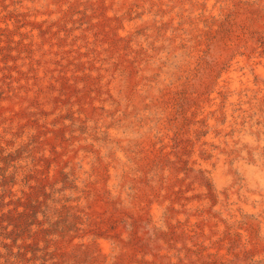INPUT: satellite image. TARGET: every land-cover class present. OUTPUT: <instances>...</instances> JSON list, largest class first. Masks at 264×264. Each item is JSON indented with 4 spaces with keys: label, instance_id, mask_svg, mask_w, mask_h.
<instances>
[{
    "label": "rangeland",
    "instance_id": "374dc122",
    "mask_svg": "<svg viewBox=\"0 0 264 264\" xmlns=\"http://www.w3.org/2000/svg\"><path fill=\"white\" fill-rule=\"evenodd\" d=\"M213 1L221 14L193 39L191 20L153 13L160 0H0V264H264V212L238 199L253 191L242 165L264 163V106L239 132L218 117L238 94L233 57L264 53V0Z\"/></svg>",
    "mask_w": 264,
    "mask_h": 264
},
{
    "label": "bare ground",
    "instance_id": "6f19581e",
    "mask_svg": "<svg viewBox=\"0 0 264 264\" xmlns=\"http://www.w3.org/2000/svg\"><path fill=\"white\" fill-rule=\"evenodd\" d=\"M150 1V0H149ZM174 0H160V2L159 3H157L158 4V7H160V8H156V9H153V13H155V14H158L160 17H162V18H164L165 19V21H166V23L167 24H172V25H175V26H178V23L180 22V18H184V19H189V20H191L192 22H193V24H194V26H193V30H194V36H192L193 37V39L196 37V36H199V34H201L202 33V29L206 26V27H208L207 25H205V24H211L212 23V21H213V18H217L220 14H221V12H220V10H221V8H222V5L223 4H218V6L215 4V2L213 1V0H188V1H185V5H184V10L182 11V12H179V11H176V10H174L173 8H170V7H168V6H172V2H173ZM220 1V0H219ZM251 1V0H250ZM252 1H254V0H252ZM153 2V1H152ZM225 2V1H224ZM145 4V3H144ZM183 4V3H182ZM127 6V5H126ZM148 6V5H147ZM150 6H153V5H151L150 4ZM181 8V7H180ZM115 10H120L117 6H115ZM155 10H158L157 12H155ZM152 12V11H151ZM129 13V12H128ZM209 14V16L207 17V15ZM126 16V15H125ZM151 17L152 16H145L144 17V22L145 23H147V22H149V20L151 19ZM161 18V19H162ZM128 20V19H127ZM158 20V19H157ZM132 22V21H131ZM151 22V21H150ZM185 22V21H184ZM264 23V22H263ZM130 24V23H129ZM163 26V25H162ZM171 26V25H170ZM189 27L191 26V25H188ZM142 27V26H141ZM150 27V26H149ZM167 27V26H166ZM192 27V26H191ZM209 27H211V26H209ZM125 28V27H124ZM172 28V27H171ZM184 28V27H183ZM182 28V29H183ZM127 29H129V27L127 28ZM165 29V28H164ZM177 29H180V27H177ZM166 30V29H165ZM187 30V29H186ZM204 30V29H203ZM162 31V30H161ZM128 32H129V30H128ZM147 32V31H146ZM160 32V31H159ZM137 33V32H136ZM161 33V32H160ZM167 33V32H166ZM176 33V32H175ZM209 33V32H208ZM147 34V33H146ZM152 34H154V33H152ZM163 34H164V32H163ZM174 34V33H173ZM151 35V34H150ZM156 35V34H155ZM176 35V34H175ZM186 35V34H185ZM190 35H192V33H190ZM131 36V35H130ZM138 36V35H137ZM136 36V37H137ZM157 36H158V34H157ZM164 36V35H163ZM169 36V35H168ZM167 36V37H168ZM132 37V36H131ZM189 36H187V38H188ZM209 37V36H208ZM134 38V37H133ZM151 38H152V36H151ZM187 38H185V37H183V39H182V45H183V47H190L189 45H188V39ZM201 38H203V37H201ZM167 39V38H166ZM177 39V38H176ZM195 39H197V38H195ZM208 39V38H207ZM206 39V40H207ZM209 40V39H208ZM136 41V40H135ZM170 41V40H169ZM195 41V40H194ZM193 41V42H194ZM201 41V40H200ZM211 41V40H210ZM209 41V42H210ZM165 42H167V41H165ZM198 42V41H197ZM206 42V41H205ZM208 42V41H207ZM150 43H152V42H150ZM155 43V42H154ZM159 43H161V41L159 42ZM173 43H175V42H173ZM200 43V42H199ZM263 43V42H262ZM134 45V44H133ZM132 45V46H133ZM142 45V44H141ZM150 45V44H149ZM167 45V44H166ZM195 45H196V43H195ZM198 45V44H197ZM196 45V46H197ZM208 45V44H207ZM155 46H157V45H155ZM178 46V45H177ZM217 47H219V45L217 44L216 45ZM142 47V46H141ZM151 47V46H150ZM198 47V46H197ZM212 47V46H211ZM136 48H138V47H136ZM196 48V47H195ZM149 49V48H148ZM147 49V50H148ZM159 49H161L160 47H159ZM205 49V48H204ZM138 50V49H137ZM140 50V49H139ZM139 50H138V52H139ZM184 50V49H183ZM195 50V49H194ZM193 49L191 50V51H189V52H187V51H185V55H186V61H193V58L196 56V55H199L200 53L198 52V51H194ZM210 50V49H209ZM162 51V50H161ZM199 51H201L202 52V50H199ZM237 51H239V50H237ZM135 52H136V50H135ZM149 52V51H148ZM152 52V51H151ZM165 52V51H164ZM206 52V51H205ZM142 53V52H141ZM158 53V52H157ZM170 53V52H169ZM208 53H209V51H208ZM234 53V52H233ZM258 53V52H257ZM148 54V53H147ZM150 54H152V53H150ZM149 54V55H150ZM207 54V53H206ZM255 53H253V54H250V55H248L247 57L245 56L244 57V59L243 58H241V57H243L242 55H240L239 53H237V55L235 56V57H233L234 59L233 60H235L234 62H233V60L231 61V62H233L232 64H233V67L235 68H233L232 70H231V73H235L236 72V74L234 75V80H233V83H232V85L234 86V88H235V91H237V93L238 94H234V95H232L230 98H229V100H228V103H227V106H226V108L225 109H223V110H221L219 113H218V117L221 119V117H222V119H223V121L225 120V124H224V127L222 128L223 130H225V131H227L228 133L229 132H231V131H236V132H239L240 131V129H241V120H239V118L242 116V115H245V113H248V112H252V111H254V110H256V109H259L260 110V108L261 107H263L264 106V53H260L259 55H254ZM155 55V54H154ZM171 55V54H170ZM234 55V54H233ZM173 56V55H172ZM153 57V56H152ZM166 57V56H165ZM174 57V56H173ZM204 57V56H203ZM145 58V57H144ZM151 58V57H150ZM149 58V59H150ZM170 58V57H169ZM196 58V57H195ZM241 58V59H240ZM197 59V58H196ZM202 59V58H201ZM249 59H251V60H249ZM144 60V59H143ZM231 60V59H230ZM242 60L243 61H245L246 60V64H247V66L248 67H246V70L244 69V71H242V72H240V67L239 68H237L236 67V62L237 61H241L242 62ZM145 61V60H144ZM196 62V61H195ZM146 63V62H145ZM151 63V62H150ZM159 63V62H158ZM179 63H181V62H179ZM189 63V62H188ZM185 64V63H184ZM190 64V63H189ZM185 66V65H184ZM238 66V65H237ZM187 67V66H186ZM243 67V66H242ZM174 68V67H173ZM193 68V67H192ZM124 69V68H123ZM122 69V70H123ZM139 69V68H138ZM194 69V68H193ZM114 70H116V69H114ZM187 70V69H186ZM195 71V70H194ZM230 71V70H229ZM105 72V71H104ZM103 72V73H104ZM148 73V72H147ZM175 73V72H174ZM143 74V73H142ZM152 74V73H151ZM150 74V75H151ZM191 74V73H190ZM222 74V73H221ZM224 74V73H223ZM142 76V75H141ZM228 77V76H227ZM231 77V76H230ZM150 79V78H149ZM230 79V78H229ZM227 81H229V80H227ZM224 82H225V80H224ZM232 82V81H231ZM217 83V82H216ZM216 85V84H215ZM150 86V85H149ZM155 87V86H154ZM157 88V87H156ZM233 88V89H234ZM244 90H248L249 91V94H240V92H242V91H244ZM230 93V92H229ZM163 95V94H162ZM169 95V94H168ZM184 95V94H183ZM226 95H227V93H226ZM132 96V95H131ZM154 96V95H153ZM187 97V96H186ZM214 97V96H213ZM163 98V97H162ZM169 98V97H168ZM167 98V99H168ZM176 98V97H175ZM208 98V97H207ZM209 98H211V97H209ZM174 99V98H173ZM213 99V98H212ZM131 100V99H130ZM194 100H195V98H194ZM193 100V101H194ZM210 100V99H209ZM222 100V99H221ZM202 101V100H201ZM172 102V101H171ZM189 102V101H188ZM203 102V101H202ZM223 102V101H222ZM145 103V102H144ZM148 103V102H147ZM190 103H192V102H190ZM216 103V102H215ZM149 104V103H148ZM176 104V103H175ZM201 104V103H200ZM226 104V103H225ZM225 104H224V106H225ZM114 105V104H113ZM160 105V104H159ZM174 105V104H173ZM194 105V104H193ZM207 105V104H206ZM209 105H211V104H209ZM105 106V105H104ZM108 106H110V105H108ZM134 106V105H133ZM175 106V105H174ZM222 106V105H221ZM223 106V107H224ZM107 107V106H106ZM179 107V106H178ZM181 107V106H180ZM179 107V108H180ZM201 107V106H200ZM219 107V106H218ZM161 108V107H160ZM208 108V107H207ZM182 109V108H181ZM184 109V108H183ZM109 110V109H108ZM156 110V109H155ZM168 110V109H167ZM211 110V109H210ZM111 111V110H110ZM148 111V110H147ZM164 111V110H163ZM171 111V110H170ZM215 111V110H214ZM217 111H219V110H217ZM261 111V110H260ZM259 111V112H260ZM122 113V112H121ZM120 113V114H121ZM145 113V112H144ZM157 113V112H156ZM162 113V112H161ZM185 113V112H184ZM264 113V112H263ZM82 114V113H81ZM111 114V113H110ZM130 114V113H129ZM137 114V113H136ZM140 114V113H139ZM169 114V113H168ZM178 114V113H177ZM203 114V113H202ZM213 114V113H212ZM215 114V113H214ZM114 115V114H113ZM119 115V114H118ZM145 115V114H144ZM253 115V114H252ZM259 115V114H258ZM82 116V115H81ZM120 116V115H119ZM136 116V115H135ZM134 116V117H135ZM146 116H148V115H146ZM194 116V115H193ZM207 116V115H206ZM76 117V116H75ZM90 117V116H89ZM113 117V116H112ZM160 117V116H159ZM197 117V116H196ZM205 117V116H204ZM247 117V116H246ZM77 118V117H76ZM81 118V117H80ZM108 118V117H107ZM144 118V117H143ZM152 118V117H151ZM192 118H194V117H192ZM207 118V117H206ZM213 118V117H212ZM157 119V118H156ZM168 119H170V118H168ZM181 119H183V118H181ZM186 119H188V118H186ZM211 119V118H210ZM209 119V120H210ZM217 119V118H216ZM104 120V119H103ZM120 120V119H119ZM146 120H148V119H146ZM172 121V120H171ZM175 121H176V119H175ZM184 121V120H183ZM220 121V120H219ZM264 121V120H263ZM80 122H82V121H80ZM119 122V121H118ZM198 122V121H197ZM84 123V122H83ZM89 123V122H88ZM126 123V122H125ZM133 123V122H132ZM140 123V122H139ZM183 123V122H182ZM181 123V124H182ZM202 123V122H201ZM216 123V122H215ZM247 123V122H246ZM250 123V122H249ZM82 124V123H81ZM116 124V123H115ZM180 124V123H179ZM188 124H190V122L188 123ZM255 124H256V122H255ZM106 125V124H105ZM195 125V124H194ZM200 125V124H199ZM204 125V124H203ZM211 125L213 126L214 125V122H212L211 123ZM245 125V124H244ZM253 125V124H252ZM251 125V126H252ZM101 126V125H100ZM114 126V125H113ZM121 126V125H120ZM131 126V125H130ZM144 126V125H143ZM175 126V125H174ZM182 126V125H181ZM185 126V125H184ZM191 126V125H190ZM116 127V126H115ZM139 127V126H138ZM137 127V128H138ZM167 127V126H166ZM119 128V127H118ZM156 128V127H155ZM208 128V127H207ZM216 128V127H215ZM257 128V127H256ZM96 129V128H95ZM105 129V128H104ZM134 129V128H133ZM181 129V128H180ZM189 129V128H188ZM244 129V128H243ZM242 129V130H243ZM247 129V128H246ZM249 129V128H248ZM106 130V129H105ZM128 130V129H127ZM175 130V129H174ZM252 130V129H251ZM91 131H93V129L91 130ZM96 131V130H95ZM214 131V130H213ZM119 132V131H118ZM182 132V131H181ZM185 132V131H184ZM189 132V131H188ZM197 132V131H196ZM204 132V131H203ZM208 132V131H207ZM243 132H244V130H243ZM246 132V131H245ZM253 132V131H252ZM97 133H98V131H97ZM140 133V132H139ZM195 133V132H194ZM215 133V132H214ZM214 133H212V135L211 136H213L214 135ZM248 133V132H247ZM246 133V134H247ZM87 134V133H86ZM91 134V133H90ZM114 134V133H113ZM179 134V133H178ZM192 134V133H191ZM250 134V133H249ZM92 135V134H91ZM162 135V134H161ZM173 135H175V134H173ZM172 135V136H173ZM180 135V134H179ZM182 135V134H181ZM244 135V134H243ZM75 136V135H74ZM90 136V135H89ZM96 136V135H95ZM131 136V135H130ZM177 136V135H176ZM201 136V135H200ZM227 136V135H226ZM232 136V135H231ZM236 136V135H235ZM78 137V136H77ZM76 137V138H77ZM106 137V136H105ZM146 137V136H145ZM207 137V136H206ZM223 137V136H222ZM229 137V136H228ZM240 137V136H239ZM79 138V137H78ZM84 138V137H83ZM97 138V137H96ZM142 138V137H141ZM179 138V137H178ZM200 138V137H199ZM220 138V137H219ZM259 138V137H258ZM119 139V138H118ZM188 139V138H187ZM225 139V138H224ZM230 139V138H229ZM234 139V138H233ZM239 139V138H238ZM117 140V139H116ZM134 140V139H133ZM190 140V139H189ZM244 140H247V141H249V139L246 137L245 139H243V141ZM77 141V140H76ZM104 141V140H103ZM108 141V140H107ZM202 141V140H201ZM205 141V140H204ZM217 141V140H216ZM215 141V142H216ZM242 141V140H241ZM84 142V141H83ZM194 142V141H193ZM196 142V141H195ZM209 142H211V141H209ZM214 142V141H213ZM218 142V141H217ZM222 142V141H221ZM262 142V141H261ZM73 143V142H72ZM79 143H80V141H79ZM119 143V142H118ZM132 143V142H131ZM202 143V142H201ZM205 143V142H204ZM230 143V142H229ZM229 143H228V145H229ZM232 143V142H231ZM90 144V143H89ZM102 144V143H101ZM110 144V143H109ZM153 144V143H152ZM170 144V143H169ZM193 144V143H192ZM184 145V144H183ZM220 145V144H219ZM218 145V146H219ZM225 145V144H224ZM244 145V144H243ZM263 145V144H262ZM111 146V145H110ZM132 146V145H131ZM188 146V145H187ZM236 146H238V145H236ZM241 146V145H240ZM98 147V146H97ZM116 147V146H115ZM126 147V146H125ZM129 147V146H128ZM158 147V146H157ZM196 147V146H195ZM206 147V146H205ZM91 148V147H90ZM106 148V147H105ZM121 148V147H120ZM204 148V147H203ZM227 148V147H226ZM231 148V147H230ZM80 149V148H79ZM92 149V148H91ZM133 149V148H132ZM170 149V148H169ZM180 149V148H179ZM208 149V148H207ZM231 149H233V148H231ZM246 149V148H245ZM244 149V150H245ZM165 150V149H164ZM195 150H200L198 147L197 148H195ZM210 150H211V148H210ZM230 150V149H229ZM238 150H240V149H238ZM79 151V150H78ZM109 151V150H108ZM130 151V150H129ZM182 151V150H181ZM186 151V150H185ZM207 151V150H206ZM220 151V150H219ZM246 151V150H245ZM68 152H70V151H68ZM82 152V151H81ZM173 152V151H172ZM247 152V151H246ZM89 153V152H88ZM105 153V152H104ZM169 153V152H168ZM194 153V152H193ZM208 153H210V152H208ZM213 153V152H212ZM234 153V152H233ZM71 154V153H70ZM77 154V153H76ZM75 154V155H76ZM110 154H111V152H110ZM145 154V153H144ZM189 154V153H188ZM197 154V153H196ZM228 154V153H227ZM236 154V153H235ZM249 154V153H248ZM74 155V156H75ZM78 155V154H77ZM84 155V154H83ZM89 155V154H88ZM152 155V154H151ZM183 155V154H182ZM185 155V154H184ZM212 155V154H211ZM241 155V154H240ZM261 155V154H260ZM65 156V155H64ZM86 156V155H85ZM141 156V155H140ZM139 156V157H140ZM144 156V155H143ZM158 156V155H157ZM186 156V155H185ZM209 156V155H208ZM207 156V157H208ZM224 156V155H223ZM229 156V155H228ZM94 157V156H93ZM107 157V156H106ZM138 157V156H137ZM136 157V158H137ZM187 157V156H186ZM198 157V156H197ZM206 157V158H207ZM211 157V156H210ZM226 157V156H225ZM252 157V156H251ZM257 157V156H256ZM70 158H71V156H70ZM90 158H91V156H90ZM104 158V157H103ZM114 158V157H113ZM141 158V157H140ZM231 158V157H230ZM229 158V159H230ZM239 158V157H238ZM249 158H250V156H249ZM262 158V157H261ZM181 159H183V157L181 158ZM192 159H194V158H192ZM214 159V158H213ZM220 159V158H219ZM253 159V158H252ZM91 160V159H90ZM179 160V159H178ZM184 160V159H183ZM225 160V159H224ZM72 161V160H71ZM117 161H118V159H117ZM153 161V160H152ZM165 161V160H164ZM171 161V160H170ZM187 161V160H186ZM211 161V160H210ZM223 161V160H222ZM234 161V160H233ZM137 162V161H136ZM157 162H159V161H157ZM169 162V161H168ZM257 162V161H256ZM107 163V162H106ZM116 163V162H115ZM119 163V162H118ZM117 163V164H118ZM175 163V162H174ZM177 163V162H176ZM182 163V162H181ZM202 163V162H201ZM104 164V163H103ZM140 164V163H139ZM160 164V163H159ZM173 164V163H172ZM229 164V163H228ZM234 164H236V163H234ZM253 164V163H252ZM257 164V163H256ZM263 162L262 163H258L256 166H254V168L253 167H248V166H246L245 164L244 165H242V172H244L245 174H246V176H247V183L249 184V186L253 189V191L251 192V193H246V192H244L245 193V195L243 196V193H242V195H241V193H240V195H241V197L239 196L238 197V199L239 200H241L242 202L243 201H247V200H249L248 202H250L252 205L254 204V206H256V208H253V206L251 205V204H249V203H246V204H244V208H245V210H247L249 213L251 212V214H258L259 215V213L261 214V212L263 213L264 212V172H263V170L262 169H260V170H258V168H263ZM100 165V164H99ZM177 165V164H176ZM183 165H184V163H183ZM202 165H204V163H202ZM208 165V164H207ZM238 165V164H237ZM113 166V165H112ZM146 166V165H145ZM188 166V165H187ZM206 166V165H205ZM204 166V167H205ZM233 166H235V165H233ZM239 166H241L240 164H239ZM252 166V165H251ZM99 167V166H98ZM150 167V166H149ZM194 167V166H193ZM204 167H202V168H204ZM218 167H220V166H218ZM82 168V167H81ZM104 168V167H103ZM120 168V167H119ZM166 168V167H165ZM196 168V167H195ZM228 168V167H227ZM237 168V167H236ZM72 169V168H71ZM96 169V168H95ZM108 169H109V167H108ZM111 169V168H110ZM128 169V168H127ZM149 169V168H148ZM155 169V168H154ZM157 169V168H156ZM163 169V168H162ZM182 169V168H181ZM184 169V168H183ZM219 169V168H218ZM104 170V169H103ZM133 170V169H132ZM196 170V169H195ZM208 170V169H207ZM223 170V169H222ZM240 170V169H239ZM80 171V170H79ZM173 171V170H172ZM216 171V170H215ZM218 171V170H217ZM230 171V170H229ZM234 171V170H233ZM96 172V171H95ZM94 172V173H95ZM100 172V171H99ZM108 172V171H107ZM156 172V171H155ZM179 172V171H178ZM241 172V171H240ZM241 172V173H242ZM90 173V172H89ZM88 173V174H89ZM184 173V172H183ZM191 173V172H190ZM196 173V172H195ZM216 173V172H215ZM101 174H102V176L103 177H100V179H102V180H104L105 178H106V176H105V173H103V171L101 172ZM123 174H124V172H123ZM132 174V173H131ZM207 174V173H206ZM225 174H228V172L227 173H225ZM235 174V173H234ZM243 174V173H242ZM111 175V174H110ZM184 175H187L186 173L184 174ZM208 175H210V174H208ZM76 176V175H75ZM99 176V175H98ZM200 176V175H199ZM214 176V175H213ZM218 177H217V181H218V183L220 182V184H221V182H223V178L222 177H220L219 175H217ZM74 177V176H73ZM88 177V176H87ZM165 177V176H164ZM192 177V176H191ZM209 177V176H208ZM235 177V176H234ZM234 177H232V178H234ZM99 178V177H98ZM176 179H178L177 177H175ZM215 178V177H214ZM231 178V179H232ZM241 178V177H240ZM97 179V178H96ZM123 179V178H122ZM152 179V178H151ZM188 179V178H187ZM225 179V178H224ZM109 180V179H108ZM107 180V181H108ZM91 181H92V179H91ZM122 181V180H121ZM169 181V180H168ZM183 181V180H182ZM189 181V180H188ZM229 181V180H228ZM231 181V180H230ZM85 182V181H84ZM187 182V181H186ZM209 182V181H208ZM225 182V181H224ZM238 182H239V179H238ZM89 183V182H88ZM91 183V182H90ZM93 183V182H92ZM109 187H113V180L111 179V180H109ZM157 183V182H156ZM181 183V182H180ZM205 183V182H204ZM87 184V183H86ZM103 184V183H102ZM166 184V183H165ZM186 184V183H185ZM188 184V183H187ZM235 184V183H234ZM233 184V185H234ZM104 185V184H103ZM131 185V184H130ZM157 185V184H156ZM203 185V184H202ZM210 185V184H209ZM232 185V186H233ZM246 185V184H245ZM167 186V185H166ZM231 186V187H232ZM235 186H237V185H235ZM86 187V186H85ZM133 187V186H132ZM164 187V186H163ZM78 188V187H77ZM82 188H83V186H82ZM93 188L94 189H97L98 188V186L97 185H94L93 186ZM108 188V187H107ZM111 188H109V189H111ZM159 188V187H158ZM178 188V187H177ZM208 188V187H207ZM206 188V189H207ZM219 188V187H218ZM67 189V188H66ZM81 189V188H80ZM93 189V190H94ZM100 189V188H99ZM102 189H104L103 187H102ZM113 189V188H112ZM182 189V188H181ZM185 189V188H184ZM200 189V188H199ZM77 190V189H76ZM79 190V189H78ZM82 190V189H81ZM89 190V189H88ZM149 190V189H148ZM215 190V189H214ZM242 190V189H241ZM69 191V190H68ZM97 191V190H96ZM182 191H183V189H182ZM195 191V190H194ZM201 191V190H200ZM217 192H218V190H216ZM228 191V190H227ZM73 192V191H72ZM104 192V191H103ZM122 192V191H121ZM130 192V191H129ZM155 192H157V191H155ZM174 192V191H173ZM186 192V191H185ZM210 192V191H209ZM242 192H243V190H242ZM186 193H188V192H186ZM194 193V192H193ZM198 193V192H197ZM201 193V192H200ZM199 193V194H200ZM204 193V192H203ZM142 194V193H141ZM185 194V193H184ZM64 195V194H63ZM121 195V194H120ZM126 195V194H125ZM218 195H219V192H218ZM223 195V194H222ZM118 196V195H117ZM127 196H129V195H127ZM144 196V195H143ZM203 196V195H202ZM226 196V195H225ZM233 196V195H232ZM236 196V195H235ZM136 197V196H135ZM175 197V196H174ZM188 197V196H187ZM204 197V196H203ZM121 198V197H120ZM124 198V197H123ZM165 198H166V196H165ZM164 198V199H165ZM186 198V197H185ZM202 198V197H201ZM81 199V198H80ZM97 199V198H96ZM145 199V198H144ZM182 199V198H181ZM229 199V198H228ZM231 199V198H230ZM83 200V199H82ZM213 200H214V198H213ZM219 200V199H218ZM67 201V200H66ZM108 201V200H107ZM144 201V200H143ZM190 201V200H189ZM200 201H202V200H200ZM216 201V200H215ZM234 201V200H233ZM59 202V201H58ZM122 202V201H121ZM124 202V201H123ZM175 202V201H174ZM203 202V201H202ZM210 202V201H209ZM217 202V201H216ZM228 202V201H227ZM239 202V201H238ZM256 202H258L259 203V205L256 203ZM134 203V202H133ZM136 203V202H135ZM222 203V202H221ZM75 204V203H74ZM90 204V203H89ZM132 204V203H131ZM137 204V203H136ZM156 204V203H155ZM187 204V203H186ZM232 204V203H231ZM76 205V204H75ZM78 205V204H77ZM83 205V204H82ZM123 205V204H122ZM127 205V204H126ZM199 205H201V203L199 204ZM211 205V204H210ZM214 205H215V203H214ZM219 205V204H218ZM68 206V205H67ZM81 206V205H80ZM114 206V205H113ZM116 206V205H115ZM155 206V205H154ZM165 206H167V205H165ZM185 206V205H184ZM238 206V205H237ZM87 207V206H86ZM89 207V206H88ZM133 207V206H132ZM140 207V206H139ZM187 207V206H186ZM218 207V206H217ZM231 207V206H230ZM77 208V207H76ZM166 208V207H165ZM171 208H172V206H171ZM180 208V207H179ZM200 208V207H199ZM212 208V207H211ZM229 208V207H228ZM79 209V208H78ZM117 209V208H116ZM127 209V208H126ZM130 209V208H129ZM139 209V208H138ZM187 210V209H186ZM212 210V209H211ZM263 210V211H262ZM92 211V213L94 214V213H96V211H97V209H93V210H91ZM118 211H120V210H118ZM123 211V210H122ZM131 211V210H130ZM143 211H144V209H143ZM162 211V210H161ZM200 211V210H199ZM208 211V210H207ZM220 211V210H219ZM88 212V211H87ZM132 212V211H131ZM138 212V211H137ZM141 212V211H140ZM150 212V211H149ZM164 212V211H163ZM204 212V211H203ZM236 212V211H235ZM120 213V212H119ZM128 213V212H127ZM147 213V212H146ZM223 213V212H222ZM123 214V213H122ZM195 214V213H194ZM243 214V213H242ZM140 215V214H139ZM146 215V214H145ZM147 215H149V214H147ZM193 215V214H192ZM212 215V214H211ZM235 215H237V214H235ZM198 216V215H197ZM217 216V215H216ZM220 216V215H219ZM251 216V215H250ZM264 216V215H263ZM76 217V216H75ZM101 217V216H100ZM129 217V216H128ZM132 217V216H131ZM211 217V216H210ZM229 217V216H228ZM233 217V216H232ZM91 218V217H90ZM156 218V217H155ZM178 218V217H177ZM199 218H201V217H199ZM215 218V217H214ZM92 219H94V217L92 218ZM152 219V218H151ZM208 219V218H207ZM255 219H257V218H255ZM135 220V219H134ZM211 221H212V219H210ZM228 220V219H227ZM194 221V220H193ZM136 222V221H135ZM142 222V221H141ZM148 222V221H147ZM209 222V221H208ZM227 222V221H226ZM229 222V221H228ZM235 222V221H234ZM250 222V221H249ZM257 222V221H256ZM261 222V221H260ZM238 223V222H237ZM201 224V223H200ZM204 224V223H203ZM221 224V223H220ZM223 224V223H222ZM251 224V223H250ZM163 225V224H162ZM168 225V224H167ZM91 226V225H90ZM190 226V225H189ZM214 226V225H213ZM222 226V225H221ZM160 227V226H159ZM242 227V226H241ZM256 227V226H255ZM262 227L264 228V221L262 222ZM133 228V227H132ZM169 228V227H168ZM219 228V227H218ZM74 229H75V227H74ZM89 229V228H88ZM173 229V228H172ZM190 229V228H189ZM192 229V228H191ZM227 229V228H226ZM241 229V228H240ZM259 229V228H258ZM91 230V229H90ZM89 230V231H90ZM231 230V229H230ZM257 230V229H256ZM88 231V230H87ZM188 231V230H187ZM186 231V232H187ZM223 232H224V230H222ZM229 231V230H228ZM253 231V230H252ZM82 232V231H81ZM85 232V231H84ZM184 232V231H183ZM195 232V231H194ZM207 232V231H206ZM117 233V232H116ZM177 233V232H176ZM243 233V232H242ZM79 234V233H78ZM85 233H83V235H84ZM112 234V233H111ZM160 234V233H159ZM202 234V233H201ZM207 234V233H206ZM219 234H221V233H219ZM224 234V233H223ZM234 234V233H233ZM81 235V234H80ZM107 235H110V234H107ZM155 235V234H154ZM163 235V234H162ZM161 235V236H162ZM167 235H169V233L167 234ZM200 235V234H199ZM215 235V234H214ZM238 235V234H237ZM253 235V234H252ZM160 236V235H159ZM190 236V235H189ZM232 236V235H231ZM239 236V235H238ZM75 237V236H74ZM167 237V236H166ZM166 237H163V238H166ZM220 237V236H219ZM258 237V236H257ZM78 238V237H77ZM88 238H89V236H88ZM181 238V237H180ZM193 238V237H192ZM207 238V237H206ZM241 238V237H240ZM250 238V237H249ZM260 238V237H259ZM80 239H81V237H80ZM179 239V238H178ZM209 239H211V238H209ZM208 239V240H209ZM227 239V238H226ZM232 239H234L233 237H232ZM232 239H230V240H232ZM114 240V239H113ZM162 240V239H161ZM165 240V239H164ZM187 240V239H186ZM207 240V239H206ZM213 240V239H212ZM229 240V239H228ZM95 241V240H94ZM101 241V240H100ZM103 241H104V239H103ZM101 242V244H100V250H99V253H100V255L101 256H103V257H107L108 255H109V253H110V251H109V249H110V245H109V243L106 241V242ZM163 241V240H162ZM165 241H167V240H165ZM216 241V240H215ZM259 241V240H258ZM79 242V241H78ZM86 242V241H85ZM97 242V241H96ZM211 242V241H210ZM250 242H251V240H250ZM260 242V241H259ZM117 243V242H116ZM167 243V242H166ZM128 244H129V242H128ZM173 244V243H172ZM189 244V243H188ZM193 244V243H192ZM205 244V243H204ZM215 244V243H214ZM243 244V243H242ZM262 244H264L263 243V241H262ZM97 245V244H96ZM246 245V244H245ZM79 246V245H78ZM81 246V245H80ZM79 246V247H80ZM176 246V245H175ZM174 245H173V247L172 248H174L175 247ZM179 246V245H178ZM186 246H187V244H186ZM83 247V246H82ZM90 247V246H89ZM189 247V246H188ZM217 247V246H216ZM264 247V246H263ZM133 248V247H132ZM131 248V249H132ZM254 248V247H253ZM259 248V247H258ZM186 249V248H185ZM78 250V249H77ZM88 250V249H87ZM121 250V249H120ZM182 250V249H181ZM193 250V249H192ZM201 250V249H200ZM203 250V249H202ZM216 250V249H215ZM246 250V249H245ZM252 250V249H251ZM264 250V249H263ZM166 251V250H165ZM261 251H262V249H261ZM76 252V251H75ZM134 252H135V250H134ZM177 252V251H176ZM185 252V251H184ZM196 252H197V250H196ZM202 252V251H201ZM82 253V252H81ZM89 253V252H88ZM120 253H122V252H120ZM124 253V252H123ZM131 253V252H130ZM163 253V252H162ZM189 253V252H188ZM210 253V252H209ZM241 253V252H240ZM137 254H138V252H137ZM192 254V253H191ZM190 254V255H191ZM195 254V253H194ZM83 255V254H82ZM99 255V254H98ZM152 255V254H151ZM167 255V254H166ZM179 255V254H178ZM193 255V254H192ZM203 255V254H202ZM212 255V254H211ZM215 255V254H214ZM234 255H236V254H234ZM242 255V254H241ZM138 256V255H137ZM204 256V255H203ZM221 256V255H220ZM240 256V255H239ZM247 256V255H246ZM88 257V256H87ZM89 257H90V255H89ZM88 257V258H89ZM97 257V256H96ZM102 257V258H103ZM153 257V256H152ZM198 257V256H197ZM232 257V256H231ZM237 257V256H236ZM73 258V257H72ZM136 258V257H135ZM149 258V257H148ZM161 258V257H160ZM185 258V257H184ZM190 258V257H189ZM220 258V257H219ZM93 259V258H92ZM96 259V258H95ZM98 259V258H97ZM104 259V258H103ZM186 259V258H185ZM226 259V258H225ZM236 259V258H235ZM263 259V258H262ZM72 260H74V259H72ZM132 260V258L131 259H129V261H131ZM150 260V259H149ZM170 260V259H169ZM178 260V259H177ZM180 260V259H179ZM208 260V259H207ZM239 260V259H238ZM240 260H242V259H240ZM103 261V260H102ZM186 261V260H185ZM224 261V260H223ZM262 261V260H261ZM66 262V261H65ZM81 262V261H80ZM84 262H85V260H84ZM100 262H101V260H100ZM133 262V261H132ZM164 262V261H163ZM173 262V261H172ZM207 262V261H206ZM205 262V263H206ZM254 262V261H253ZM87 263V262H86ZM92 263V262H91ZM104 263V262H103ZM126 263V262H125ZM141 263V262H140ZM160 263V262H159ZM166 263V262H165ZM171 263V262H170ZM179 263V262H178ZM191 263V262H190ZM198 263H199V261H198ZM222 263V262H221ZM248 263V262H247ZM80 264V263H79ZM135 264V263H134ZM197 264V263H196ZM204 264V263H203ZM217 264V263H216ZM241 264V263H240ZM252 264V263H251Z\"/></svg>",
    "mask_w": 264,
    "mask_h": 264
}]
</instances>
